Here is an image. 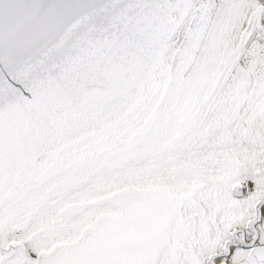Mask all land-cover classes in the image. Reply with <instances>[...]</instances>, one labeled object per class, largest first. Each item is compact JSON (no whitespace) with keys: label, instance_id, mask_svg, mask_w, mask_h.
Here are the masks:
<instances>
[{"label":"snow or ice","instance_id":"1","mask_svg":"<svg viewBox=\"0 0 264 264\" xmlns=\"http://www.w3.org/2000/svg\"><path fill=\"white\" fill-rule=\"evenodd\" d=\"M0 264H264V0H0Z\"/></svg>","mask_w":264,"mask_h":264}]
</instances>
